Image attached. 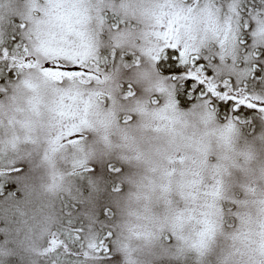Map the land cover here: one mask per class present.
I'll return each mask as SVG.
<instances>
[{"label":"clouds","instance_id":"1","mask_svg":"<svg viewBox=\"0 0 264 264\" xmlns=\"http://www.w3.org/2000/svg\"><path fill=\"white\" fill-rule=\"evenodd\" d=\"M97 3L10 0L0 9V34L23 18L28 52L40 64L51 50L53 62L89 69L100 53ZM106 6L134 23L120 29L127 40L118 47L133 50L139 64L130 60L91 80L87 73L53 80L26 68L0 98V162L28 163L21 195L0 199V264H39L62 227L65 200L79 202L87 221L107 190L91 169L108 163L121 169L120 192L109 201L114 264H264V111L253 114L250 131L201 102L178 105L169 95L155 50L177 39L201 44L199 11L189 13L183 0ZM226 202L233 205L228 220Z\"/></svg>","mask_w":264,"mask_h":264},{"label":"rangeland","instance_id":"2","mask_svg":"<svg viewBox=\"0 0 264 264\" xmlns=\"http://www.w3.org/2000/svg\"><path fill=\"white\" fill-rule=\"evenodd\" d=\"M244 1L245 0H183V7H186L189 13L196 10L199 11L198 24H202L203 28H197L196 30L202 31L201 44L195 47L187 43L183 46H179V39H177L174 44L180 48H184L185 45H187L191 55H197L205 59L208 62L211 71L215 73L217 81L230 78L233 81L243 83L245 81V78L243 77H248L251 74L252 65L255 63L254 61L257 60V54L264 52V0H261L260 6H258V0ZM10 6V0H0V9L8 8ZM97 8L102 10L98 16L100 32L96 39V47L100 49V53L97 57V61L93 63L91 68H89L87 75L90 80L97 79L95 73H99L101 70L109 71L114 69L119 73L121 70L120 65L127 68L130 60L135 64H139V59L134 55L133 50H124L118 47L119 44L127 40V37L120 32V29L132 28L134 27V23L131 21L121 22L120 17L116 15L115 12L109 11V8L106 6V0H98ZM181 11H183V8ZM242 23L250 26L248 34L249 43L247 47L240 43L242 38ZM171 27L172 25L170 23L169 31L163 33V36L164 34H167L168 39H171ZM186 27L188 32H193L191 22ZM26 28L27 25L24 23L23 18H21L19 22L10 25L9 29L14 30L13 32L19 34V36H15L12 33V35L15 36L16 42L14 46L22 47V49L27 48V38L25 36ZM114 33H117L118 35ZM156 35H160V33H156ZM194 38L193 35V39ZM13 51H17V48ZM149 51H152V49H149ZM44 54L48 56L49 59H52L55 55L51 50H45ZM30 58L33 61H38L31 54ZM21 70L22 69H17V71L13 73L11 80L7 82L8 85L5 86L6 90L3 88L1 89L5 92L0 93V98L7 95L10 87L19 78ZM255 71L261 72V74L264 72L260 69L259 65H257ZM83 75L84 74H57L45 76L53 80H59L62 77L71 78L72 76ZM163 80L167 81L165 87L168 90L169 95L175 101V86L173 82L165 77H163ZM262 81H264V79H255L252 82L255 86L260 85L264 87V82ZM196 102L199 101L196 99L187 106ZM206 107L209 109L208 106ZM218 113L222 119H227L223 111ZM228 116L231 117L232 112H229ZM236 119L243 124H246L250 131L255 130V125L253 123V125L250 124L248 121L246 122L245 117L239 115ZM73 142L75 143L76 141ZM103 167L104 165L99 168L102 169ZM226 203L231 204L230 202ZM225 219L228 220L227 217H225ZM51 240H53V238L47 241L48 244Z\"/></svg>","mask_w":264,"mask_h":264},{"label":"trees","instance_id":"3","mask_svg":"<svg viewBox=\"0 0 264 264\" xmlns=\"http://www.w3.org/2000/svg\"><path fill=\"white\" fill-rule=\"evenodd\" d=\"M258 2V6H260L261 0H258ZM13 31L14 30L9 29L6 35L1 34L0 50L9 48L13 51L17 48L14 46V44H16L15 36H19V34ZM12 33L15 36L12 35ZM18 48L22 49V47ZM254 62H256V60ZM8 70L11 71V69H7L3 61L0 60V75L6 76ZM243 78H245L244 82L248 83L249 91L264 94V87L260 85L255 86L252 82L255 79H264V72L258 77L254 76V79L252 78V74ZM7 82H9V80L5 81V83ZM3 85L0 84V93L5 92V86L8 85V83ZM2 88L4 90H1ZM196 99V96L186 95L183 97L184 103H180L178 98V104L187 106ZM217 111L221 113L218 106ZM256 111L255 109L246 110L239 115L245 117L246 122L248 121L250 124H254L253 114ZM233 115L232 113V116ZM120 170L117 163L106 164L102 169H97V167L91 169L93 175H98L105 179L107 190L94 206L95 211L88 215L87 221L84 220L85 213L80 209L79 202L75 200H65L61 203L60 210L63 216L62 227L52 237L55 239L56 236L57 246L52 248L48 242H46V254L39 257V264H78L79 261H87V264H112L111 258L114 257L111 253V243L107 241L110 252L105 254L103 252V242L107 233L111 232L110 225L114 218L115 209L109 201L112 199L114 193L120 192V185L118 183ZM27 171L28 163L25 161L14 160L11 162H0V199L5 197H19L21 195V183L25 179ZM86 191H88V189L82 187V194ZM232 209V204L225 203V217L228 218V214ZM85 232L94 234L90 242L85 239ZM0 239H2V237H0ZM89 250L91 251V255H89Z\"/></svg>","mask_w":264,"mask_h":264},{"label":"snow or ice","instance_id":"4","mask_svg":"<svg viewBox=\"0 0 264 264\" xmlns=\"http://www.w3.org/2000/svg\"><path fill=\"white\" fill-rule=\"evenodd\" d=\"M250 26L242 23V38L241 45L247 47L249 43L248 34ZM167 39V34H164ZM11 51L9 48H4L0 51V60L3 61L7 69V75H0V84H5V81L11 80L13 73L17 69L37 67L38 70L45 75H69V74H88L89 69L76 62L74 64H61L59 61L53 62L49 59L46 65L40 64L38 61H33L27 48ZM153 61L166 79L173 82L175 88V103H184L183 97L186 95L196 96L197 101L208 106L209 109L219 115L217 106L225 113L227 120H237L241 112L255 109L257 111H264V95L249 91L248 83H240L232 79L216 80V75L211 71L208 62L197 55H191L187 45L184 48L177 47L174 43L167 44L163 48H158L156 54L153 55ZM264 52L257 54V60L252 65V78L260 76L261 72H256L255 69L259 65L260 69L264 71ZM264 82V81H262ZM128 95H132L131 92ZM232 112L234 115L229 117L228 113ZM238 121V120H237ZM111 233H107L103 242V252L105 254L110 252V247L107 241H110ZM52 248L57 246L55 239L49 241ZM114 264V258H111Z\"/></svg>","mask_w":264,"mask_h":264}]
</instances>
